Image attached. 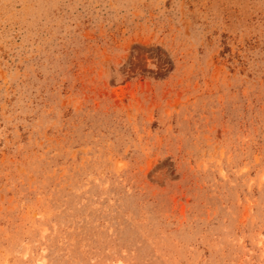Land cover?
Here are the masks:
<instances>
[{
    "label": "rangeland",
    "instance_id": "1",
    "mask_svg": "<svg viewBox=\"0 0 264 264\" xmlns=\"http://www.w3.org/2000/svg\"><path fill=\"white\" fill-rule=\"evenodd\" d=\"M0 264H264V0H0Z\"/></svg>",
    "mask_w": 264,
    "mask_h": 264
}]
</instances>
